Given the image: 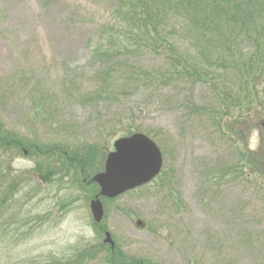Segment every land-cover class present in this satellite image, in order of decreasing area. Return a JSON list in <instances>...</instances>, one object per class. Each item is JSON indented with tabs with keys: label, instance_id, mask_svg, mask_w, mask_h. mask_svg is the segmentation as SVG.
Here are the masks:
<instances>
[{
	"label": "rangeland",
	"instance_id": "rangeland-1",
	"mask_svg": "<svg viewBox=\"0 0 264 264\" xmlns=\"http://www.w3.org/2000/svg\"><path fill=\"white\" fill-rule=\"evenodd\" d=\"M117 1L0 0V125L42 148L98 146L103 159L91 177L102 171L115 140L133 133L147 136L162 156L160 176L113 202L101 201L100 226L121 252L146 264H264V198L258 185L247 177L248 167L240 176L218 173L220 167L236 163L235 152L244 142L251 153L264 144V116L247 112L249 102L251 109L264 102V53L259 61L252 60L256 50L242 43L233 58L239 60L237 69L209 66L219 78L227 75V84L233 77L243 83L242 90L228 85L238 106L221 118L219 129L186 105L190 100L206 109L222 105L214 81L186 77L164 85L150 80L134 86L137 91L127 87L128 96L112 105L78 103L76 92L82 95L95 85L94 71L87 65L89 44L99 27L110 22ZM181 32L178 47L184 53H179L188 64L198 61L204 67L202 60L194 61L195 38ZM166 57L145 53L131 62L137 68L165 71ZM250 61L260 68L254 66L251 74L236 72L246 71L242 63ZM246 122L255 132L249 134ZM55 160L0 152V185L17 175L27 180L4 214L0 264H48L68 257L74 248L103 240L102 234L95 236L89 212L97 187L88 193L71 174L60 173ZM38 164L52 172L58 169L50 183L37 178ZM101 255L88 264H103L108 253Z\"/></svg>",
	"mask_w": 264,
	"mask_h": 264
},
{
	"label": "trees",
	"instance_id": "trees-1",
	"mask_svg": "<svg viewBox=\"0 0 264 264\" xmlns=\"http://www.w3.org/2000/svg\"><path fill=\"white\" fill-rule=\"evenodd\" d=\"M182 29L190 37L195 38L197 58L194 61L202 60L206 63L204 67H199L198 61H196L198 64H188L184 56L179 53L178 50L184 53L178 47ZM242 43L256 50L252 60L259 61V57H263L264 50L261 46L264 44V0H118L112 11L110 22L99 27L95 40L89 44L90 57L87 65L94 71L95 85L82 95L76 92L75 101L90 106L98 103L112 105L128 96L127 87L137 91L133 88L134 86L150 80H156L164 85L169 84V81L182 80L186 77L190 80L214 81L213 87L221 91L222 105L214 104L209 107L213 109H206L202 106L197 107L191 100L187 101L186 105L193 115L198 118L205 117L213 127L219 129L221 118L238 106L237 100L231 97L232 87L237 86L239 90H242L243 83L233 77L227 84V75L222 74L223 76L219 78L217 70L211 71L212 67L209 66L213 65L215 67L213 69L221 71L237 69L239 60L234 61L233 58L235 51ZM145 53L152 54L160 60L167 54L165 58L167 69L155 71L135 67L131 59ZM211 58L214 59L212 63L209 62ZM244 63L242 66L246 67V71H236L240 75L251 74L254 66L260 68L258 64L253 65L252 61L249 64ZM123 81H126V84L121 85L120 82ZM248 83L246 81V87ZM253 92H256L255 88ZM262 94L263 91L260 92V95ZM255 99L258 100L257 94ZM250 105L251 102L248 103L249 111L247 112L256 110L252 112V115L264 116V102L259 105L262 110L260 107L251 109ZM246 126L249 128L248 124ZM248 131L249 134L255 132L251 131V128ZM235 132L240 139H243L241 131ZM263 146L264 144H260L258 151L251 153L248 150V144L244 142L241 149L235 152L236 163L220 167L218 173L225 177L226 173L235 172L240 176L243 169L248 167L247 177L254 178V183L258 185L259 192L264 198ZM22 149L28 150L37 157L55 158L59 172L71 174L74 180H77L76 184L87 189L88 193L91 188H96L89 181L103 159V153L98 146L84 144L79 149H73L62 144H54L42 148L35 141L22 139L17 134L5 131L0 125L1 154L6 152L16 154ZM34 171L42 176L45 183H50L55 175L50 167L41 164L36 165ZM219 174L218 177H220ZM212 176L213 173H210L209 177ZM13 178L8 182L4 179V184L0 185V238L3 237L1 232L4 231L2 226L6 217L4 214L8 207L10 208V202L17 189L27 183L22 175ZM97 192L96 188L95 195ZM103 201L113 202L114 200L104 199ZM92 229L95 236L99 238L104 227L92 223ZM104 251L108 253V256L102 259L103 264H146L126 257L116 244L111 251L101 242L84 245L82 249L74 248L68 257L53 258L48 264H88L100 258Z\"/></svg>",
	"mask_w": 264,
	"mask_h": 264
},
{
	"label": "water",
	"instance_id": "water-1",
	"mask_svg": "<svg viewBox=\"0 0 264 264\" xmlns=\"http://www.w3.org/2000/svg\"><path fill=\"white\" fill-rule=\"evenodd\" d=\"M162 169V157L156 145L142 134H132L113 143V152L104 161L103 171L94 175L90 182L99 192L89 202V211L95 224L103 217L100 198L115 199L126 192L150 183ZM104 244L113 249L109 233H104Z\"/></svg>",
	"mask_w": 264,
	"mask_h": 264
}]
</instances>
